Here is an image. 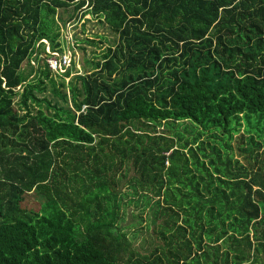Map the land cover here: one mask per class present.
<instances>
[{
  "label": "trees",
  "instance_id": "obj_1",
  "mask_svg": "<svg viewBox=\"0 0 264 264\" xmlns=\"http://www.w3.org/2000/svg\"><path fill=\"white\" fill-rule=\"evenodd\" d=\"M0 264H264V0H0Z\"/></svg>",
  "mask_w": 264,
  "mask_h": 264
},
{
  "label": "rangeland",
  "instance_id": "obj_2",
  "mask_svg": "<svg viewBox=\"0 0 264 264\" xmlns=\"http://www.w3.org/2000/svg\"><path fill=\"white\" fill-rule=\"evenodd\" d=\"M88 19H92L91 16H89ZM98 35H101L102 37L103 36L106 37V40H105L106 43L103 44V45H105V47H107V45L109 44L107 41H111L112 42L115 39V35L113 33H111L108 29L104 28L102 26V24L98 23L95 20H93L90 24H88V27H87V30H86V34H85L84 30H83V26H81V25L78 26V28L73 29V32L70 33V35H69L70 39H71V37L74 38V41L79 39L80 44H81V46L78 44V47H77V53H78L77 54V58H76V60L74 62L73 67L71 68V70H73V72H74V75L82 74V73H84L86 71V69H91L93 67V65H91L89 62L92 61V60H95L96 53H101V51H103V49H101V48H99L97 46H93L91 44H87L85 42V40H86V38L88 36H89L90 39H95L97 41H100L101 38H99ZM67 41L68 40L66 38L65 43ZM67 48H68V46H67ZM25 67L28 69L26 64H25ZM176 129L182 131L183 133H185L187 135V137L196 135V131H198V128H196L192 124V122H186V123H183V124H178L176 126ZM160 131L161 132H165L164 129H162ZM244 131H245V129L242 128L241 129V133H244ZM205 134L206 135H220L219 139H215V140L219 141L220 143H224V141H226L229 138V135H230L228 133H224L223 128H215V129H212V130L206 132ZM237 135H239V134H237ZM237 135H234V141L231 142L232 148H233V154H234L235 159L239 158L240 161L242 163H244L243 159L238 156L237 151H236L237 145H236L235 141H236ZM215 140H214V142H215ZM208 151L210 152V150H208ZM259 166L260 165L258 164L256 166V169H258ZM129 212H130V215L133 214L134 216H138L141 213V209L137 208L134 205H131V206H129ZM143 217H144V215H143ZM140 224H141L140 221L135 224L136 229H141L142 227H145V229H146L145 222H144L143 226H141ZM138 226L140 228H138ZM145 229L139 235H136L133 238L134 243L137 246H140L141 244H143L145 242V239H147V231ZM125 231L128 232L129 237H133V235L135 233L134 232L135 230H133V228L125 229Z\"/></svg>",
  "mask_w": 264,
  "mask_h": 264
},
{
  "label": "built area",
  "instance_id": "obj_3",
  "mask_svg": "<svg viewBox=\"0 0 264 264\" xmlns=\"http://www.w3.org/2000/svg\"><path fill=\"white\" fill-rule=\"evenodd\" d=\"M89 17V16H88ZM75 25L73 23H69L67 26H64V35L67 38L68 48L65 49L64 52H52L50 49V45L47 41H44L47 45V53L50 55L47 59V63L49 68L58 75H66L69 70L74 65V62L77 58V48L75 46L74 38L69 37L70 33L75 29Z\"/></svg>",
  "mask_w": 264,
  "mask_h": 264
}]
</instances>
